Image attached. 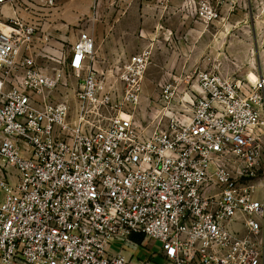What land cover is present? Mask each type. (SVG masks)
I'll return each mask as SVG.
<instances>
[{
    "label": "built area",
    "instance_id": "built-area-1",
    "mask_svg": "<svg viewBox=\"0 0 264 264\" xmlns=\"http://www.w3.org/2000/svg\"><path fill=\"white\" fill-rule=\"evenodd\" d=\"M55 1L0 0V264H130L109 248L134 236L164 264H264V203L241 182L262 158L264 77L201 73L189 121L148 132L131 113L146 52L101 68L81 32L62 71L38 63L21 13Z\"/></svg>",
    "mask_w": 264,
    "mask_h": 264
},
{
    "label": "rangeland",
    "instance_id": "rangeland-1",
    "mask_svg": "<svg viewBox=\"0 0 264 264\" xmlns=\"http://www.w3.org/2000/svg\"><path fill=\"white\" fill-rule=\"evenodd\" d=\"M29 6L33 13L21 15L37 24L34 54L50 74L63 70L56 61L68 56L81 32L94 37L96 59L103 57V63L148 54L141 100L131 109L134 121L148 132L166 128L179 113L190 118L188 96L201 73L246 87L255 85L250 74L257 81L264 77V0H56L54 7ZM167 85L174 89L170 102L162 97ZM74 88L61 89L56 97L72 102ZM261 122L262 158L241 182L253 185L264 203V101ZM141 249L142 255L158 254L160 244Z\"/></svg>",
    "mask_w": 264,
    "mask_h": 264
},
{
    "label": "crops",
    "instance_id": "crops-1",
    "mask_svg": "<svg viewBox=\"0 0 264 264\" xmlns=\"http://www.w3.org/2000/svg\"><path fill=\"white\" fill-rule=\"evenodd\" d=\"M103 57H97V59H99L98 62V67L101 68H106L107 64L109 62L112 61H108L107 63H103L102 60ZM115 60V59H114ZM140 236H134L132 237L128 243L126 244H122V246H124L123 248L118 247L116 250L113 249V246L111 244L110 248H109V253L114 251L115 255L120 253L126 260L129 261L130 264H164V259L161 256V253L158 254H154V253H150L147 256L146 255H142L141 254V248L142 247H146L145 245H147L146 242H137L138 238ZM138 253V258L135 257V254ZM151 261V262H150Z\"/></svg>",
    "mask_w": 264,
    "mask_h": 264
},
{
    "label": "bare ground",
    "instance_id": "bare-ground-1",
    "mask_svg": "<svg viewBox=\"0 0 264 264\" xmlns=\"http://www.w3.org/2000/svg\"><path fill=\"white\" fill-rule=\"evenodd\" d=\"M3 28V30L6 32V29L4 28V27H2ZM249 79H250V81L252 82V83H256L257 82V77L254 75V74H250L249 75ZM197 89L199 90V87H197ZM187 121H189V119H187Z\"/></svg>",
    "mask_w": 264,
    "mask_h": 264
},
{
    "label": "trees",
    "instance_id": "trees-1",
    "mask_svg": "<svg viewBox=\"0 0 264 264\" xmlns=\"http://www.w3.org/2000/svg\"><path fill=\"white\" fill-rule=\"evenodd\" d=\"M137 240H138L137 242L141 243L143 241V237L140 236Z\"/></svg>",
    "mask_w": 264,
    "mask_h": 264
}]
</instances>
